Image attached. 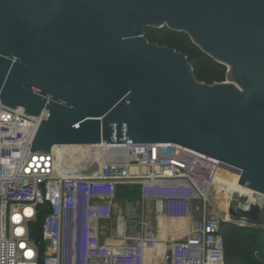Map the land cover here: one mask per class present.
Returning a JSON list of instances; mask_svg holds the SVG:
<instances>
[{
    "label": "water",
    "instance_id": "1",
    "mask_svg": "<svg viewBox=\"0 0 264 264\" xmlns=\"http://www.w3.org/2000/svg\"><path fill=\"white\" fill-rule=\"evenodd\" d=\"M164 27L228 64L242 91L198 83L183 55L145 40ZM0 101L48 111L33 152L174 144L264 197V0H0ZM99 170L96 155L83 175ZM225 215L264 229V203L236 197Z\"/></svg>",
    "mask_w": 264,
    "mask_h": 264
},
{
    "label": "built area",
    "instance_id": "2",
    "mask_svg": "<svg viewBox=\"0 0 264 264\" xmlns=\"http://www.w3.org/2000/svg\"><path fill=\"white\" fill-rule=\"evenodd\" d=\"M48 117L45 109L32 117L0 103V264H145L158 243L154 228L137 229L123 245L101 241L99 228L113 217L118 187L134 185L169 218H184L189 205L198 206L191 236L171 244L170 264H225V216L209 206L219 161L174 144H99L98 173L83 175L92 163L81 153L80 175H65L60 150L70 147L31 150ZM39 214L36 241L31 226Z\"/></svg>",
    "mask_w": 264,
    "mask_h": 264
},
{
    "label": "rangeland",
    "instance_id": "3",
    "mask_svg": "<svg viewBox=\"0 0 264 264\" xmlns=\"http://www.w3.org/2000/svg\"><path fill=\"white\" fill-rule=\"evenodd\" d=\"M144 38L146 40L145 35H144ZM189 39L191 40V37H189ZM191 42H192V40H191ZM222 65L225 67V70H226L225 79H224V82H222V83H228V84L234 85V86H236V88L239 91H242L238 84H236L233 81L227 80L226 76H227L228 71L230 69L228 64H222ZM198 83L204 84V82H200V81ZM67 151L70 154H68L67 158H65L64 164L72 163V164H69V166L79 165L80 169L82 168V166L84 167V165H83L84 163H82L81 160H79L80 158H78L81 153L83 155V159H84L85 163L87 161H91V163H93L94 158L96 157V155H98L97 148L95 146H79V147H75V148L70 147L69 149H67ZM74 153H76V154H74ZM63 166H65V165H63ZM75 172L81 173L79 169H77ZM225 181L227 182L229 180H225ZM129 187H131V186H129ZM224 188H225V186L224 187L223 186L217 187L216 185H214V187L212 188V191L209 195L210 209H213V210L219 212L222 216H226L225 215L226 210L229 206L230 201H232L236 197H242V195H243V193H241L240 194L241 196H240L239 193L234 191L232 188H226L227 190H224ZM219 189H220V191H219ZM252 195H253L252 200H253V198H254V200L251 203H256V204H259L261 202L264 203L263 197H261L258 194H255V193H252ZM246 201L248 203L250 202L247 199H246ZM197 207L198 206L195 204L189 205V211H188L189 213L187 214V216L189 214H191L190 211H192L194 221L198 222L200 219V211L197 210ZM113 209H114V212H113L112 219L107 221V222L100 223L99 228L103 233L101 240L108 241L109 243H112V244L115 243L114 245H117V243H120L118 245L130 243L128 240H129V238H131L133 236V233L137 229L145 226V224L142 223L143 222L142 220L144 218L142 215L143 213L145 215H148V214L152 215V220L154 222H152L153 224H151L148 227L154 228L156 230V232H158V230H160L159 226H157L156 222H155L159 217H165L167 219H170V218L166 217L164 214H160L157 212V203L156 202H154V201H143L139 197V189L137 187H131V188L125 187V188L119 189L118 195L116 196V199H115L114 204H113ZM144 222H146V221H144ZM167 224L168 223H165L162 221V226L165 227V225H167ZM171 225L173 227H176L174 225V223H169V226H171ZM178 239H181V238H178ZM178 239H175V240L171 239L165 243V246H166L165 254H164V257H162V259L160 260L161 264H166L167 256H169V254H170L171 244L173 242L177 241Z\"/></svg>",
    "mask_w": 264,
    "mask_h": 264
},
{
    "label": "trees",
    "instance_id": "4",
    "mask_svg": "<svg viewBox=\"0 0 264 264\" xmlns=\"http://www.w3.org/2000/svg\"><path fill=\"white\" fill-rule=\"evenodd\" d=\"M144 33L146 41L159 47H165L183 55L192 68V73L197 82L206 85L224 82L226 70L222 64L203 53L194 45L186 33L174 32L167 27L163 29H147ZM140 186H119L121 188ZM43 214H39L37 223L31 226V236L34 240L40 239L39 226ZM221 234L224 242L225 264H264V229L244 228L237 224L223 223Z\"/></svg>",
    "mask_w": 264,
    "mask_h": 264
},
{
    "label": "bare ground",
    "instance_id": "5",
    "mask_svg": "<svg viewBox=\"0 0 264 264\" xmlns=\"http://www.w3.org/2000/svg\"><path fill=\"white\" fill-rule=\"evenodd\" d=\"M59 153V152H58ZM62 153H63V151L62 150H60V156H59V159H60V163L62 164L63 163V165H65V168L64 169H60V171L63 173L64 172V174L65 175H69V176H78V175H80V173H76L75 171L77 170V169H79L80 170V166L79 165H76V166H69V164H72V163H69V164H64V161H65V158H67V155H68V153H63V155H62ZM65 154H67V155H65ZM70 154V153H69ZM65 156V157H64ZM61 167H62V165H61ZM83 167V166H82ZM226 179H224V178H221V177H219V176H215V180H214V182H215V185L217 186V187H224L225 186V188H224V190H227L226 188H232L234 191H236V192H238L239 193V195L241 194V193H243V195H242V197L241 198H246L247 200H249L250 202H252L253 200H254V198H253V200H252V193L253 192H251V191H249V190H247V189H245V188H242V187H240V186H238V184L237 183H234V182H232V181H225ZM219 191H220V189H219ZM219 194V193H218ZM241 196V195H240ZM262 203V202H261ZM260 204V203H259ZM226 217V216H225ZM163 222H165V223H168L167 225H165V227L164 226H162V221ZM169 223H174V225L176 226V227H173L172 225L171 226H169ZM187 222L185 221V220H183V219H179V218H177V219H167V218H165V217H159V229H160V238H161V243H157V245H156V247H155V249L154 250H152V251H150V252H148V254L149 253H153L154 251L155 252H157L158 253V255L155 257V261H156V259H158V258H160V260L162 259V257H164V254H165V248H166V246H165V243L168 241V238L169 237H171V239L172 240H175V239H178V238H180V237H182L185 233H186V231H187ZM190 233V232H189ZM115 243H113V245H114ZM117 244H120V243H117ZM168 246V245H167ZM147 254V255H148ZM154 255V254H153Z\"/></svg>",
    "mask_w": 264,
    "mask_h": 264
},
{
    "label": "crops",
    "instance_id": "6",
    "mask_svg": "<svg viewBox=\"0 0 264 264\" xmlns=\"http://www.w3.org/2000/svg\"><path fill=\"white\" fill-rule=\"evenodd\" d=\"M190 213L191 214H189L188 216H186L184 218H179V219H183V220H185L187 222V224H186L187 225V231L180 238L191 236V234L193 233V231L195 229L197 221H194L192 211H190ZM142 215L144 217L143 220H142L143 221L142 223L145 224V226H150L151 224H153L152 222H154V221L152 220V215L151 214L145 215L143 213ZM170 219H174V218H170ZM175 219H177V218H175ZM144 221H146V222H144ZM155 222H156V225L158 226L159 225V218ZM168 240H171V237H169ZM101 241H103L104 243H107V244H112V243H109L108 241H104V240H101ZM157 241L158 242L160 241L159 243H161V241H162L161 238H160V230H158V232H157ZM147 254H146V257H145V264H161L160 258L156 259V261H155V257L158 255L157 252L154 251L153 253H149L148 255Z\"/></svg>",
    "mask_w": 264,
    "mask_h": 264
}]
</instances>
